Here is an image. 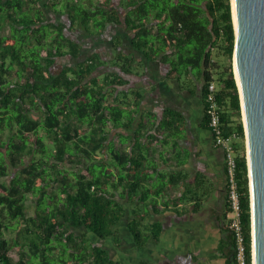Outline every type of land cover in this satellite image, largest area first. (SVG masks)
<instances>
[{
	"label": "trees",
	"instance_id": "1",
	"mask_svg": "<svg viewBox=\"0 0 264 264\" xmlns=\"http://www.w3.org/2000/svg\"><path fill=\"white\" fill-rule=\"evenodd\" d=\"M109 24L123 26L126 33L111 41L110 58L86 54L83 40L67 32L102 36ZM125 38L132 49H124ZM235 40L231 0H123L119 5L0 0V264H123L92 235L119 244L128 206L129 232L141 249L156 235L147 210L156 208L153 192L180 184L185 189L178 199L181 211L192 202L195 211L202 208L212 187L201 185L202 174L195 184L188 183L186 171L163 173L160 187L151 182L148 169L159 167L158 159L182 165L190 152L181 155L179 138L187 136L182 111L166 106L158 124L142 123L146 91L132 83V75H142V52L145 59L167 65L166 77L181 89L201 92V127L209 131L207 94L215 84L223 132L239 135L233 146L251 264V193L233 70ZM62 58L73 61L59 62ZM160 146L179 157H165ZM29 196L35 203L30 216ZM229 210L227 195L225 217ZM15 247L17 259L10 254ZM136 264L148 263L141 258Z\"/></svg>",
	"mask_w": 264,
	"mask_h": 264
},
{
	"label": "crops",
	"instance_id": "2",
	"mask_svg": "<svg viewBox=\"0 0 264 264\" xmlns=\"http://www.w3.org/2000/svg\"><path fill=\"white\" fill-rule=\"evenodd\" d=\"M111 2L119 5L123 0ZM112 28L114 30H111ZM116 28L117 26L109 24L102 36L91 37L83 35L80 30L71 32L68 28L67 32L68 35L83 40L86 54L89 50L97 51L102 57L110 58L113 55L111 46H108L107 50L91 46L88 50L86 45L87 42H96L101 37L108 39L107 43L110 45L119 33ZM142 62V88L146 91V96L142 100V123L158 124L156 120L160 119L166 106L182 111L186 116L187 123L184 128L187 130V136L179 138L181 155L190 152L188 162L182 165L172 164L171 159L166 161L158 159L159 167L148 169L149 174L153 175L151 182L160 187L163 173L186 171L188 183L195 184L199 174H202L201 185L206 183L218 187L224 180L226 181V160L222 148L214 144L211 131L203 129L199 124L201 110L205 106L203 95L199 90L193 93L188 89H181L177 80L166 77L167 65L145 59L143 52ZM158 137L163 140V136ZM173 140L172 138L171 142ZM159 148L164 149L165 157L172 159L179 157L178 152L171 150V147ZM184 190V187L178 184L166 187L161 194L152 193L151 199L155 202L156 208L149 205L147 210L150 214L149 225H157L156 235L151 234L142 246V260L148 264H230L228 251L224 246L226 231L221 226L201 225L198 219L200 209L195 211L194 202L188 211H181L183 203L178 199ZM122 263L124 264L123 261Z\"/></svg>",
	"mask_w": 264,
	"mask_h": 264
},
{
	"label": "water",
	"instance_id": "3",
	"mask_svg": "<svg viewBox=\"0 0 264 264\" xmlns=\"http://www.w3.org/2000/svg\"><path fill=\"white\" fill-rule=\"evenodd\" d=\"M233 2V70L246 132L253 264H264V0Z\"/></svg>",
	"mask_w": 264,
	"mask_h": 264
},
{
	"label": "built area",
	"instance_id": "4",
	"mask_svg": "<svg viewBox=\"0 0 264 264\" xmlns=\"http://www.w3.org/2000/svg\"><path fill=\"white\" fill-rule=\"evenodd\" d=\"M215 84L209 85L207 94V110L209 114V126L214 138V144L222 148L226 160V186L229 198L230 210L227 212V223L234 239V250L236 264L249 263V247L247 234L242 218L241 191L236 177L237 164L234 153V140L239 138L237 132L225 135L221 127V116L216 101ZM251 264H253L252 242H251Z\"/></svg>",
	"mask_w": 264,
	"mask_h": 264
},
{
	"label": "rangeland",
	"instance_id": "5",
	"mask_svg": "<svg viewBox=\"0 0 264 264\" xmlns=\"http://www.w3.org/2000/svg\"><path fill=\"white\" fill-rule=\"evenodd\" d=\"M117 31L119 30V32L125 33V29L124 27H117L116 28ZM111 30H114V28H112ZM3 33H8V28H6L5 30L2 31ZM126 34V33H125ZM110 35V34H108ZM102 41V42H101ZM124 49L125 50H130L131 45L129 43V41L127 39L124 40ZM108 39L105 40L104 37H101L100 40L96 41V42H87L86 47L91 48V46L97 47L98 49H108V46H110L108 43ZM90 52V50L88 51ZM102 52H104V50H102ZM69 58H62L59 60V62L62 63H67L70 60L73 61V59ZM132 83L133 84H137V85H142V75L141 76H135L132 75ZM117 144H119V140L118 138H115ZM3 178L0 177V181ZM208 186V185H206ZM210 189V186H209ZM202 192V191H201ZM203 192L204 189H203ZM207 200L204 201L202 208L200 209L201 211H203L207 206L208 203H206ZM26 213L28 216L33 215L35 213V203L33 201V197L29 196L26 202ZM127 214L126 216L122 219V221L119 224V228L121 230V242L119 244H116L112 239L109 240H99L97 239L94 235H92V239L96 240V241H100L102 243L103 246H105L106 248H108V250L110 251L111 255L113 257H115L116 259L122 260L124 262V264H136L141 258H142V249L138 248L135 245L134 239L132 234L129 232V228H128V221L132 218V212H131V206H128V210H127ZM200 217V214L198 215V218ZM15 233H9L8 235L12 236ZM19 247H15L14 249H12L10 251V254L13 256L14 259H17L19 257Z\"/></svg>",
	"mask_w": 264,
	"mask_h": 264
},
{
	"label": "flooded vegetation",
	"instance_id": "6",
	"mask_svg": "<svg viewBox=\"0 0 264 264\" xmlns=\"http://www.w3.org/2000/svg\"><path fill=\"white\" fill-rule=\"evenodd\" d=\"M204 108L201 110V122H203L204 116ZM213 189L210 191V195L207 199V206L206 208L201 211L200 210V217L199 222L201 225L203 224H212L216 226H221L223 230L226 231V240L224 243L225 248L228 251V256L230 258V264H236L235 260V252H234V244L232 241V233L229 230L227 218L225 217L226 208H227V186L226 181L224 180L218 187L212 186ZM217 188V189H216Z\"/></svg>",
	"mask_w": 264,
	"mask_h": 264
},
{
	"label": "bare ground",
	"instance_id": "7",
	"mask_svg": "<svg viewBox=\"0 0 264 264\" xmlns=\"http://www.w3.org/2000/svg\"><path fill=\"white\" fill-rule=\"evenodd\" d=\"M232 5H233L234 18H235V22H236L235 9H234V2H233V0H232ZM235 74H236V76H237V72H236V70H235ZM237 80H238V76H237ZM238 83H239V80H238Z\"/></svg>",
	"mask_w": 264,
	"mask_h": 264
}]
</instances>
